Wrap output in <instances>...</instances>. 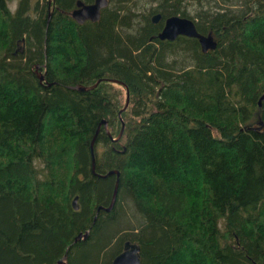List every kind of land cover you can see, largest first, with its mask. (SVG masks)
<instances>
[{"label": "trees", "instance_id": "1", "mask_svg": "<svg viewBox=\"0 0 264 264\" xmlns=\"http://www.w3.org/2000/svg\"><path fill=\"white\" fill-rule=\"evenodd\" d=\"M13 1L0 0V264H112L129 240L142 264H264V0H109L82 24L73 10L95 0ZM173 15L218 47L160 40ZM116 87L130 92L118 141ZM94 158L121 173L96 221L117 176Z\"/></svg>", "mask_w": 264, "mask_h": 264}, {"label": "water", "instance_id": "2", "mask_svg": "<svg viewBox=\"0 0 264 264\" xmlns=\"http://www.w3.org/2000/svg\"><path fill=\"white\" fill-rule=\"evenodd\" d=\"M108 5H109V0H95V2H93L91 4H87L83 1H79L77 3L76 9H74L72 12V17L77 22H79L81 24L86 22V21L97 22L101 18L102 10L104 8H106ZM161 18H162V14L158 13L152 17V21H153V23L156 24L161 20ZM179 36H186L189 38L198 39L203 52L212 51L218 47V41H217L216 35L213 32H209L207 34H203V33L199 32L197 29L196 23L194 22L193 19L188 18V17H183L181 15H173V16L168 17L166 19L164 28L162 29V31L158 35V38L160 40L174 41ZM39 68L40 67L37 66L36 70L38 72L39 78L41 79V81H43L45 78V75L41 71H39ZM108 80L113 81V82L118 83V84H122L121 81H118L115 79H108ZM99 83H100V81H98L96 84H94L92 86L77 85V86H74L73 88L80 90V91H88V90H92L95 87H97ZM126 89H127L126 104L121 109V111L119 112V116L122 120V129H121L118 137L113 139L115 141H118L122 137L124 130H125V122L122 119V112L127 109V107L129 106V102H130V92H129V89L127 87H126ZM263 108H264V94L261 96V98L259 100V114H258L259 116L261 115ZM259 123L263 124L261 121H259ZM102 124L105 125L106 131L110 134L108 122L104 119L101 121V124L99 125V128H98V130H97V132H96V134L92 140V143H91L92 148L96 142V139H97V136L100 132V128H101ZM92 166H93V173L95 175H98L99 177L107 178V177L113 176V175L117 176L115 192H114L112 202H111L109 207L100 206L98 208V213H97V216L95 217V221H96L98 218V214L101 210H104L106 212H111L113 210V208L116 204L118 190H119V186H120V182H121V173L119 170H111L107 174H97L96 173L95 158L93 159V165ZM73 205H74V208L76 210L79 209L78 196L75 197V199L73 201ZM89 235H90V230L86 231L85 233H80L75 238L74 243H76L82 239H87L89 237ZM59 264H67V254L61 260H59ZM112 264H142L139 245L135 242L130 241V240L127 241L125 243L124 250L119 255H117L115 257Z\"/></svg>", "mask_w": 264, "mask_h": 264}, {"label": "rangeland", "instance_id": "3", "mask_svg": "<svg viewBox=\"0 0 264 264\" xmlns=\"http://www.w3.org/2000/svg\"><path fill=\"white\" fill-rule=\"evenodd\" d=\"M134 2L136 3L134 5V7H135L134 8V11L137 10V9L138 10L140 9L139 10L140 12H143V11L146 12L148 9H151V8L155 7L156 4H157V2L155 0H138V1H134ZM17 4H18V0H15V1H13L10 4V7L13 10H15L16 7H17ZM143 9H145L146 11L143 10ZM199 9L200 8H199V5H198V1H196L195 3L191 1L190 7H189V11L191 12L190 14L192 16H194L195 13H196V11L199 10ZM116 89H117V91L119 93V96H120L121 105L124 106L125 105V99H126V91H125V89H123L121 87L120 88L119 87H116ZM125 202L126 201L121 202L120 209L121 208H126L127 216L130 217L132 219V221L134 222L133 224H131L132 227H133L134 224H136V226H138L139 224L137 225V223L140 220L139 219V217H140L139 213L137 211L133 212V211L129 210L128 207H127L128 204H125ZM125 223H127V221H125L124 219H122V224H125ZM137 231L138 230H136V232Z\"/></svg>", "mask_w": 264, "mask_h": 264}, {"label": "flooded vegetation", "instance_id": "4", "mask_svg": "<svg viewBox=\"0 0 264 264\" xmlns=\"http://www.w3.org/2000/svg\"><path fill=\"white\" fill-rule=\"evenodd\" d=\"M94 2H95V1H94ZM89 4H91V3H89ZM166 19H167V18H166ZM166 19L164 20L163 28H164V25H165ZM161 20H162V18H161ZM161 20H160V21H161ZM160 21H159V22H160ZM159 22H158V23H159ZM156 24H157V23H156ZM163 28H162V29H163ZM161 31H162V30H161ZM179 37H180V36H179Z\"/></svg>", "mask_w": 264, "mask_h": 264}, {"label": "bare ground", "instance_id": "5", "mask_svg": "<svg viewBox=\"0 0 264 264\" xmlns=\"http://www.w3.org/2000/svg\"><path fill=\"white\" fill-rule=\"evenodd\" d=\"M110 2V1H109ZM40 69V68H39ZM93 168V167H92Z\"/></svg>", "mask_w": 264, "mask_h": 264}]
</instances>
